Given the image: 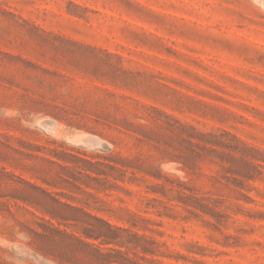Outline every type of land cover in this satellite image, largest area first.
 Returning a JSON list of instances; mask_svg holds the SVG:
<instances>
[{"label": "rangeland", "instance_id": "obj_1", "mask_svg": "<svg viewBox=\"0 0 264 264\" xmlns=\"http://www.w3.org/2000/svg\"><path fill=\"white\" fill-rule=\"evenodd\" d=\"M0 264H264V0H0Z\"/></svg>", "mask_w": 264, "mask_h": 264}, {"label": "trees", "instance_id": "obj_2", "mask_svg": "<svg viewBox=\"0 0 264 264\" xmlns=\"http://www.w3.org/2000/svg\"><path fill=\"white\" fill-rule=\"evenodd\" d=\"M119 252V251H118ZM121 252V251H120ZM102 256H104L102 253H99V257H102Z\"/></svg>", "mask_w": 264, "mask_h": 264}]
</instances>
